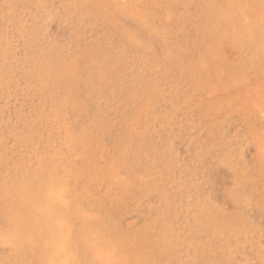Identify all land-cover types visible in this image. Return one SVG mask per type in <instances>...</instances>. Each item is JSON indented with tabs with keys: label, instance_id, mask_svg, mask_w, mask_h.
<instances>
[{
	"label": "rangeland",
	"instance_id": "obj_1",
	"mask_svg": "<svg viewBox=\"0 0 264 264\" xmlns=\"http://www.w3.org/2000/svg\"><path fill=\"white\" fill-rule=\"evenodd\" d=\"M263 111L264 0H0V264H264Z\"/></svg>",
	"mask_w": 264,
	"mask_h": 264
},
{
	"label": "bare ground",
	"instance_id": "obj_2",
	"mask_svg": "<svg viewBox=\"0 0 264 264\" xmlns=\"http://www.w3.org/2000/svg\"><path fill=\"white\" fill-rule=\"evenodd\" d=\"M258 16H259V15H258ZM259 17H260V16H259ZM99 52H100V51H99ZM155 77H156V76H155ZM152 78H153V77H152ZM235 84H236V83H235ZM189 90H190V89H189ZM152 94H153V92H152ZM140 98H141V97H140ZM153 100H154V99H153ZM160 100H161V99H160ZM260 105H261V104H260ZM252 106H253V105H252ZM261 106H262V105H261ZM262 107H263V106H262ZM144 108H145V107H144ZM253 108H254V107H253ZM253 108H252V109H253ZM108 110H109V109H108ZM175 110H176V109H175ZM257 110H258V109H257ZM142 111H143V110H142ZM158 111H159V110H158ZM250 111H251V110H250ZM250 111H249V113H251ZM252 111H253V110H252ZM261 112H262V111H261ZM253 113H254V112H253ZM263 113H264V111H263ZM184 115H185V114H184ZM251 115H252V113H251ZM156 117H157V116H156ZM156 117H155V118H156ZM253 117H255V116H253ZM253 117H252V118H253ZM261 118H263V116H262ZM45 119H46V118H45ZM185 119H186V118H185ZM250 119H251V118H250ZM155 120H156V119H155ZM247 120H248V119H247ZM262 121H264V119H263ZM63 123H64V122H63ZM249 123H250V122H249ZM262 123H263V122H262ZM136 124H137V123H136ZM30 127H31V126H30ZM146 127H147V126H146ZM67 129H68V128H67ZM254 129H255V128H254ZM254 129H253V130H254ZM56 130H57V129H56ZM58 130H59V129H58ZM64 130H65V129H64ZM251 130H252V129H250V132H251ZM260 130H262V128H261ZM66 131H67V130H66ZM202 131H203V130H202ZM255 131H257V130H255ZM219 132H220V131H219ZM253 132H254V131H253ZM253 132H251V133H253ZM257 132H259V131H257ZM257 132L255 133V135L257 134ZM63 133H65V132H63ZM141 133H142V132H141ZM69 134H70V133H69ZM253 134H254V133H253ZM260 134H262V133H260ZM63 135H64V134H63ZM67 135H68V134H67ZM74 135H75V134H74ZM162 135H163V134H162ZM65 136H66V135H65ZM68 136H69V135H68ZM72 137H73V136H72ZM72 137H71V138H72ZM247 137H248V136H247ZM249 137H250V134H249ZM253 137H254V136H253ZM71 138H70V139H71ZM250 138H251V137H250ZM254 138H256V137H254ZM259 138H260V137H259ZM65 139H66V138H65ZM73 139H74V138H73ZM73 139H72V141H73ZM77 140H78V139H77ZM133 140H134V139H133ZM193 140H194V139H193ZM250 140H251V139H250ZM263 140H264V139H263ZM69 141H70V140H69ZM251 141H252V140H251ZM62 142H63V141H62ZM76 142H77V141H76ZM202 142H203V141H202ZM204 142H205V141H204ZM255 142H256V141H255ZM260 142H261V141H260ZM262 142H263V141H262ZM262 142H261V143H262ZM64 143H66V142H64ZM71 143H72V142H71ZM261 143H260V144H261ZM77 144H78V142H77ZM79 144H80V143H79ZM79 144H78V145H79ZM66 145H67V144H66ZM62 146H63V145H62ZM255 146H256V145H255ZM257 146H259V145L257 144ZM257 146H256V147H257ZM59 147H60V146H59ZM52 148H53V147H52ZM52 148H51V149H52ZM80 149H81V148H80ZM232 149H233V148H232ZM53 150H54V148H53ZM58 150H59V148H58ZM81 150H82V149H81ZM256 150H258V149H256ZM48 151H49V150H48ZM258 152H259V151H258ZM72 153H73V151H72ZM78 153H79V152H78ZM260 153H261V152H260ZM256 154H258V153H256ZM261 154H263V153H261ZM73 155H74V154H73ZM74 156H76V155H74ZM257 156H258V155H257ZM69 157H70V156H69ZM76 157H77V156H76ZM27 158H28V157H27ZM49 158H50V157H49ZM78 158H79V157H78ZM255 158H256V157H255ZM29 159H30V158H29ZM52 160H53V159L51 158V161H52ZM204 160H205V159H204ZM257 160H258V159H257ZM257 160L255 159V161H257ZM48 161H49V160H48ZM96 162H97V161H96ZM233 162H234V161H233ZM22 164H23V163H22ZM49 164H51V163H49ZM255 164H256V163H255ZM257 164H258V163H257ZM259 165H260V167L262 166V165L260 164V162H259ZM259 165H258V166H259ZM61 166H62V165H61ZM73 166H74V165H73ZM73 166H72V167H73ZM75 166H76V165H75ZM109 166H110V165H109ZM200 166H201V165H200ZM200 166H199V168H200ZM70 168H71V166H70ZM262 168H263V166H262ZM63 169H64V168H63ZM67 169H68V168H67ZM257 169H258V168H257ZM46 170H47V169H46ZM261 170L263 171V169H260V171H261ZM66 171H67V170H66ZM68 171H69V170H68ZM113 171H114V170H113ZM198 171H199V170H198ZM45 172H46V171H45ZM56 172H58V169L56 170ZM256 172H257V171H255V175H256ZM46 173H47V172H46ZM52 173H53V172H52ZM58 173H59V172H58ZM84 173H85V172H84ZM110 173H111V172H110ZM199 173H200V172H199ZM65 174H66V173H65ZM261 174L263 175V173H260V174H258V175H261ZM247 175H248V174H247ZM66 176H67V175H66ZM256 176H257V175H256ZM64 177H65V175H64ZM110 177H111V176H110ZM47 178H48V177H47ZM86 178H87V177H86ZM255 178H256V177H255ZM103 179H104V178H103ZM259 179H260V178H259ZM259 179H258V180H259ZM262 179H264V175H263ZM258 180H257V181H258ZM50 181H51V180H50ZM69 181H70V180H69ZM106 181H107V180H106ZM257 181H256V183H257ZM262 181H263V180H262ZM262 181H261V182H262ZM54 182H55V181H54ZM54 182H53V184H54ZM107 182H108V181H107ZM166 183H167V182H166ZM258 183H259V182H258ZM263 183H264V181L261 183V185H262ZM66 184H67V183H66ZM163 184H164V182H163ZM254 184H255V183H254ZM49 185H50V183H49ZM51 185H52V184H51ZM135 185H136V184H135ZM245 185H246V184H245ZM257 185H258V184H257ZM263 185H264V184H263ZM158 187H159V186H158ZM252 187H253V185H252ZM255 187H256V184H255ZM255 187H254V188H255ZM262 187H263V186H262ZM50 188H51V186H50ZM65 188H66V187H65ZM245 188H246V187H245ZM258 188H259V186H258ZM45 189H46V188H45ZM263 189H264V187H263ZM50 190H51V189H50ZM254 190H255V189H254ZM254 190H253V193H254ZM258 190H259V189H258ZM43 191H46V190H43ZM52 191H54V190H52ZM66 191H67V190H66ZM247 191H248V190H247ZM46 192H47V191H46ZM50 192H51V191H50ZM258 192H259V191H258ZM258 192H257V193H254V194H257V196H258V194H259ZM62 193H63V192H61V194H62ZM49 194H52V193H49ZM53 194H54V193H53ZM75 194H76V193H75ZM45 195H46V194H45ZM45 195H44V196H45ZM69 195H70V194H69ZM72 195H73V194H72ZM54 196H55V195H54ZM59 196H60V195H59ZM254 196H256V195H254ZM46 197H47V196H46ZM250 197H251V196H250ZM55 198H56V197H55ZM58 198H59V197H58ZM58 198H57V199H58ZM251 198H255V197H251ZM45 199L47 200V199H50V198L47 197V198H45ZM60 199H61V198H60ZM246 199H247V197L245 198V200H246ZM257 199H258V198H257ZM257 199H256V200H257ZM259 199H260V198H259ZM259 199H258V202H260ZM67 200H68V199H67ZM44 201H45V200H44ZM56 201H57V200H56ZM60 201H61V200H60ZM62 201H63V200H62ZM46 202H47V201H46ZM52 202H54V201H52ZM70 202H71V201H70ZM140 202H141V201H139V203H140ZM249 202H250V200H249ZM255 202H256V201H255ZM255 202H254V203H255ZM48 203H49V202H48ZM63 203H64V201H63ZM71 203H72V202H71ZM242 203H244V202H242ZM57 204H59V203H57ZM258 204H260V203H258ZM44 205H46V204H44ZM61 205H62V204H61ZM61 205H60V206H61ZM89 205H90V204H89ZM136 205H137V204H136ZM241 206H242V205H241ZM58 207H59V206H58ZM66 207H67V206H66ZM90 207H91V206H90ZM47 209H48V208H47ZM65 209H69V208H65ZM89 209H90V208H89ZM258 209H259V208H258ZM175 210H176V209H175ZM195 210H196V209H195ZM262 210H263V209H262ZM131 211H132V210H131ZM56 212H58V211H56ZM56 212H55V213H56ZM60 212H61V210H60ZM64 212H65V211H64ZM44 213H45V212H44ZM45 214H47V213H45ZM58 214H59V212L57 213V215H58ZM67 215H68V214H67ZM81 215H82V214H81ZM78 216H79V215H78ZM230 216H231V215H230ZM75 217H76V216H75ZM62 218H64V217H62ZM62 218H61V220H62ZM58 219L60 220L59 217L57 218V220H58ZM72 219H73V218H72ZM63 220H66V219H63ZM80 220L83 221V218H81ZM84 221H85V220H84ZM223 221H224V220H223ZM225 221H226V220H225ZM56 222H57V221H56ZM56 222H55V223H56ZM60 222H62V221H60ZM65 222H66V221H65ZM78 222H80V221H78ZM44 223H45V222H44ZM48 223H49V222H48ZM51 223H52V222H51ZM58 223H59V222H58ZM70 223H71V222H70ZM72 223L74 224L75 222L73 221ZM226 223H229V221L226 222ZM230 223H231V221H230ZM230 223H229V224H230ZM234 223H235V222H234ZM63 224H66V223H63ZM224 224H225V223H224ZM236 224H237V222H236ZM238 224H239V223H238ZM241 224H243V222H242ZM241 224H240V225H241ZM45 225H46V224H45ZM48 225H49V224H48ZM48 225H46V226H48ZM74 225H75V224H74ZM53 226L56 227V224L53 225ZM53 226H52V227H53ZM70 226H71V225H70ZM75 226H76V225H75ZM223 226H224V225H223ZM227 226H228V225H225V226H224V229H225V227H227ZM242 226H244V225H242ZM249 226H250V225H249ZM41 227H42V226H41ZM55 227H54V228H55ZM58 227H60V226H58ZM58 227H57V228H58ZM67 227H68V226H67ZM71 227H72V226H71ZM238 227H239V229H240V226H239V225H238ZM65 228H66V227H65ZM138 228H139V227H138ZM235 228H237V227H235ZM70 229L72 230L73 228H70V227H69V230H70ZM89 229H90V228H89ZM206 229H207V228H206ZM226 229L228 230V228H226ZM239 229L236 230L235 232H237V231L240 232ZM67 230H68V229H67ZM69 230H68V231H69ZM71 230H70V231H71ZM58 231H59V228H58L57 232H58ZM86 231H87V230H86ZM133 231H134V230H133ZM45 232H46V230H45ZM53 232H54V231H53ZM57 232H56V234H58ZM59 232H61V231H59ZM74 232H75V231H74ZM74 232H72V233H74ZM96 232H97V231H96ZM61 233H62V232H61ZM86 233L88 234V232H86ZM90 233H93V232H90ZM54 234H55V232H54ZM63 234H64V233H63ZM63 234L60 235V237L63 236ZM81 234L83 235V233H81ZM84 234H85V233H84ZM94 234H95V233H94ZM97 234H98V233H97ZM100 234H101V233H100ZM69 235H70V234H69ZM82 235H81V236H82ZM98 235H99V234H98ZM101 235H102V234H101ZM247 235H248V234H247ZM38 236H39V235H38ZM48 236H49V235H48ZM52 236H53V235H52ZM67 236H68V234H67ZM81 236H80V237H81ZM90 236H91V235H90ZM99 236H100V235H99ZM99 236H98L97 238H98L99 245H100V240H99L100 238H99ZM113 236H114V235H113ZM131 236H133V235H131ZM162 236H163V235H162ZM33 237H34V236H33ZM50 237H51V235H50ZM50 237H49V240H48L49 243L51 242V241H50ZM57 237H58V235H57ZM68 237H69V236H68ZM70 237H71V236H70ZM87 237H88V235H87ZM108 237H110V236H108ZM114 237H115V236H114ZM129 237H130V236H129ZM129 237H128V240H129V242H130V241H131V240H130L131 237H130V238H129ZM41 238H42V237H41ZM51 238H52V237H51ZM53 238H54V237H53ZM55 238H56V237H55ZM55 238H54V241H55ZM63 238H66V237L63 236ZM63 238H62V239H63ZM72 238H73V237H72ZM134 238H135V237H134ZM167 238H168V237H167ZM39 239H40V237H39ZM45 239H47V238H44V240H45ZM57 239H58V238H57ZM59 239H60V238H59ZM59 239H58V240H59ZM92 239H94L93 236H92ZM165 239H166V238H165ZM179 239H180V238H179ZM63 240H64V239H63ZM70 240H71V239H70ZM72 240L75 241L76 239H72ZM82 240H83V239H82ZM82 240H80V242H82ZM121 240H122V238H121ZM174 240H175V238H174ZM32 241H33V240H32ZM60 241H61V240H60ZM60 241H59V242H60ZM110 241H111V240H110ZM110 241H108V243H109ZM171 241H172V240H171ZM43 242H44V241H43ZM55 242H56V241H55ZM59 242H58L57 244H61V243H59ZM65 242H68V241H65ZM86 242L88 243L87 240H86ZM112 242H113V241H112ZM117 242H118V240H117L115 243L117 244ZM124 242H128V241H124ZM124 242H123V243H124ZM134 242H135V240H134ZM169 242H170V241H169ZM51 243H53V242H51ZM62 243H63V245H64V241H62ZM97 243H98V242H97ZM115 243H114V244H115ZM171 243H172V242H171ZM250 243H251V242H250ZM47 244H48V243H47ZM88 244H89V243H88ZM88 244H87V245H88ZM93 244H94V243H93ZM116 244H115V245H116ZM118 244H119V242H118ZM192 244H194V243H192ZM50 245H51V244H50ZM63 245H62V246H63ZM79 245H81V244H79ZM91 245H92V244H91ZM96 245H98V244H95V247L93 248L94 251H95ZM109 245H112V244H109ZM120 245H121V244H119V246H117V247H120V248H121ZM127 245L130 247L131 244L129 245V244L127 243ZM134 245H135V244H134ZM41 246H42V245H41ZM62 246H61V247H62ZM83 246H84V244H83ZM100 246H101V245H100ZM140 246H141V245H140ZM199 246H200V245H199ZM44 247H45V246H44ZM46 247H47V246H46ZM51 247H52V245H51ZM55 247H56V245H55ZM78 247H79V246H78ZM89 247H90V246H89ZM91 247H93V246H91ZM122 247H123V249H124V246H123V245H122ZM129 247H128V248H129ZM133 247H135V246H133ZM155 247H156V246H155ZM202 247H203V246H202ZM202 247H201V248H202ZM53 248H54V247H53ZM63 248H64V246H63ZM66 248H67V245H66ZM101 248H102V247H101ZM108 248H109V247H107V249H108ZM126 248H127V247H126ZM126 248H125V249H126ZM140 248H141V247H140ZM205 248H206V247H205ZM209 248H210V247H209ZM209 248H208V249H209ZM55 249H56V248H55ZM61 249H62V248H61ZM121 249H122V248H121ZM135 249H136V248H135ZM149 249H150V248H149ZM197 249L199 250L198 247H197ZM42 250H43V247H42ZM44 250H45V249H44ZM46 250H47V249H46ZM116 250H118V248H117ZM141 250H142V249H141ZM143 250H144V249H143ZM143 250H142V252H143ZM62 251H63V250H62ZM89 251H90V250H89ZM105 251H107V250H105ZM120 251H121V250H120ZM124 251H125V250H124ZM133 251H134V250H133ZM145 251H146V250H144V252H145ZM196 251H197V250H196ZM111 252H112V251H111ZM126 252H127V250L125 251V254H127ZM142 252H140L139 254H141ZM144 252H143V254H145V256H146V253H144ZM147 252H148V251H147ZM161 252H162V251H161ZM198 252H199V251H198ZM198 252H197V253H198ZM47 253L49 254L50 252L47 251ZM52 253H53V252H52ZM57 253H58V252H57ZM57 253H56V254H57ZM66 253H68V252H66ZM80 253H81V251H80ZM98 253H99V252H98ZM113 253H114V252H113ZM216 253H217V252H216ZM54 254H55V253H54ZM59 254H60V252H59ZM83 254H84V253H83ZM89 254H90V252H89ZM91 254H92V252H91ZM116 254H117V253H116ZM121 254H122V251H121ZM147 254H149V253H147ZM154 254H155V253H154ZM50 255H51V254H50ZM52 255H53V254H52ZM61 255H62V254H61ZM61 255H60V256L58 255V256H59V258H58V259H59V260H58L59 262H60V259H62L61 257L64 256V255H62V256H61ZM72 255H73V253H72ZM72 255H71V256H72ZM99 255H102V254L100 253ZM103 255H104V251H103ZM103 255H102V256H103ZM109 255H111V253H110ZM133 255H134V254H133ZM156 255H158V253H157ZM156 255H155V256H156ZM161 255H162V254H161ZM197 255H198V254H197ZM39 256H40V255H39ZM55 256H56V255H54V257H55ZM71 256L69 257V260H70ZM78 256H79V255H78ZM78 256H77V258H78ZM84 256H85V255H84ZM84 256H82V257H84ZM87 256H88V253H87ZM120 256H121V255H119V257H120ZM134 256H135V255H134ZM138 256H139V255H138ZM142 256H144V255H142ZM142 256H141V257H142ZM145 256H144V258H146ZM150 256H153V255H150ZM150 256H149V257H150ZM155 256H154V257H155ZM158 256H159V255H158ZM198 256H200V255H198ZM201 256H202V255H201ZM201 256H200V257H201ZM208 256H210V255L208 254ZM54 257H53V258L51 257V258L54 259ZM56 257H57V256H56ZM107 257H108V256H107ZM111 257H112V255H111ZM124 257H125V256H124ZM132 257H133V256H132ZM136 257H137V256H136ZM149 257H148L147 259H151V258H149ZM156 257H157V256H156ZM200 257H199V258H200ZM221 257H222V255H221ZM80 258H81V256H80ZM95 258H96V257H95ZM103 258H104V257H103ZM134 258H135V257H134ZM157 258H158V257H157ZM157 258H156V259H157ZM161 258H162V257H161ZM199 258H198V259H199ZM67 259H68V256H67ZM73 259H75V257H73ZM78 259H79V258H78ZM136 259H137V258H136ZM154 259H155V258H154ZM198 259H196V260H198ZM204 259H205V257H204ZM99 260H100V259H99ZM103 260H104V259H103ZM106 260H107V259H106ZM129 260H130V259H129ZM129 260H127V261H129ZM134 260H135V259H134ZM138 260H139V258H138ZM145 260H146V259H145ZM152 260H153V259H151V261H149V262H153ZM158 260H160V259H158ZM163 260H164V258H163ZM50 261H51V259H50ZM56 261H57V260H56ZM72 261H73V260H72ZM136 261H137V260H136ZM140 261H142V260L140 259ZM164 261H165V260H164ZM164 261H163V262H164ZM198 261H199V260H198ZM59 262H58V263H59ZM68 262H70V261H68ZM68 262H67V264H68ZM99 262H100V261H99ZM102 262H103V261H102ZM105 262H107V261H105ZM123 262H124V261H123ZM142 262H144V261H142ZM149 262H148V263H149ZM156 262H157V261H156ZM156 262L154 261L153 264H156ZM158 262H159V261H158ZM201 262H202V260H201ZM56 263H57V262H55L54 264H56ZM63 263H64V262H63ZM63 263H60V264H63ZM85 263L88 264L87 262H85ZM127 263H128V262H127ZM127 263H126V264H127ZM129 263H132V259H131V261H130ZM129 263H128V264H129ZM134 263H135V262H134ZM138 263H139V262H138ZM138 263H137V264H138ZM52 264H53V263H52ZM71 264H72V263H71ZM80 264H81V263H80ZM82 264H83V263H82ZM117 264H118V263H117ZM120 264H121V263H120ZM123 264H124V263H123ZM132 264H133V263H132ZM142 264H143V263H142ZM149 264H150V263H149ZM157 264H159V263H157ZM161 264H163V263H161ZM210 264H211V263H210ZM218 264H219V263H218Z\"/></svg>",
	"mask_w": 264,
	"mask_h": 264
}]
</instances>
